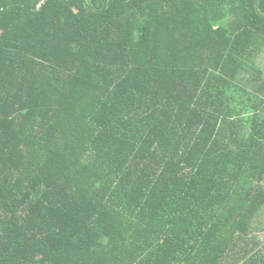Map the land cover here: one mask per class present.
Returning a JSON list of instances; mask_svg holds the SVG:
<instances>
[{
  "label": "trees",
  "instance_id": "trees-1",
  "mask_svg": "<svg viewBox=\"0 0 264 264\" xmlns=\"http://www.w3.org/2000/svg\"><path fill=\"white\" fill-rule=\"evenodd\" d=\"M264 0H0V264H264Z\"/></svg>",
  "mask_w": 264,
  "mask_h": 264
},
{
  "label": "rangeland",
  "instance_id": "rangeland-1",
  "mask_svg": "<svg viewBox=\"0 0 264 264\" xmlns=\"http://www.w3.org/2000/svg\"><path fill=\"white\" fill-rule=\"evenodd\" d=\"M259 60H260V66L264 71V52L260 55ZM260 239L264 240V233H261Z\"/></svg>",
  "mask_w": 264,
  "mask_h": 264
}]
</instances>
